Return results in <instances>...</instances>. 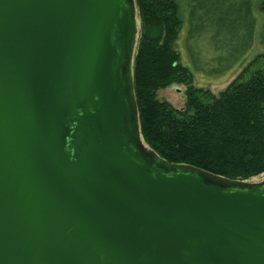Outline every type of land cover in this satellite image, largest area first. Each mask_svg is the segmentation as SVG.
<instances>
[{
	"label": "water",
	"instance_id": "obj_1",
	"mask_svg": "<svg viewBox=\"0 0 264 264\" xmlns=\"http://www.w3.org/2000/svg\"><path fill=\"white\" fill-rule=\"evenodd\" d=\"M134 0H0V264H264V181L142 142Z\"/></svg>",
	"mask_w": 264,
	"mask_h": 264
},
{
	"label": "trees",
	"instance_id": "obj_2",
	"mask_svg": "<svg viewBox=\"0 0 264 264\" xmlns=\"http://www.w3.org/2000/svg\"><path fill=\"white\" fill-rule=\"evenodd\" d=\"M134 4L139 33L131 73L145 146L170 164L231 181L251 182L263 175L264 53L214 95L194 86L176 42L187 26L186 50L193 55L191 46L199 45L201 58L205 55L214 64V75L228 73L243 62L256 34L264 48V0H134ZM172 85L185 88L182 110L157 98L160 90Z\"/></svg>",
	"mask_w": 264,
	"mask_h": 264
},
{
	"label": "rangeland",
	"instance_id": "obj_3",
	"mask_svg": "<svg viewBox=\"0 0 264 264\" xmlns=\"http://www.w3.org/2000/svg\"><path fill=\"white\" fill-rule=\"evenodd\" d=\"M254 14H255V18L257 19V22L259 23L260 21L259 14L257 12H255ZM186 30H187V26L183 27L176 42V49L179 51V54L181 56V63L184 66H186L189 69L190 73L192 74L193 84L195 87L207 89L214 95H218L220 92H222L227 87V85L242 72V70L248 65V63L253 60L254 57H256L261 53H264V48L259 46L257 34H256L253 46L248 51L245 59L243 60V62H241V64H239L237 67H235L233 70H231L228 73H224L221 75H214L212 73V70L215 68V66L214 64H211L209 62L208 58H206L205 55L202 54L203 56L201 58L199 52L200 51L199 45L196 44L191 46L192 47L191 51L193 55L190 54L191 52H188V50H186L185 48ZM202 47L205 49L207 48L204 42H202ZM207 51H205V54L207 53ZM207 55L209 54L207 53ZM184 91L185 88L183 86L172 85L165 89L160 90L157 93V98L161 101H165L169 103L172 107H174L177 110H182L184 108V102H185ZM262 181H264V174L259 177L253 178L251 180L252 183H260Z\"/></svg>",
	"mask_w": 264,
	"mask_h": 264
}]
</instances>
